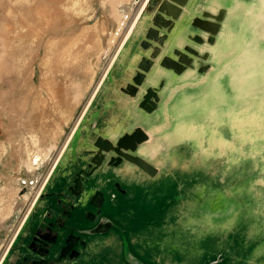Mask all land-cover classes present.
Instances as JSON below:
<instances>
[{"label":"rangeland","instance_id":"obj_1","mask_svg":"<svg viewBox=\"0 0 264 264\" xmlns=\"http://www.w3.org/2000/svg\"><path fill=\"white\" fill-rule=\"evenodd\" d=\"M144 1L0 0V261ZM243 6L230 11L209 101L180 105L199 109L204 136L143 145L161 172L135 175L144 186L118 209L128 222L85 264H264V0Z\"/></svg>","mask_w":264,"mask_h":264},{"label":"water","instance_id":"obj_2","mask_svg":"<svg viewBox=\"0 0 264 264\" xmlns=\"http://www.w3.org/2000/svg\"><path fill=\"white\" fill-rule=\"evenodd\" d=\"M250 1L253 0H148L114 57L115 67L108 82L97 89L82 122L96 103L93 120L82 133L80 123L66 157L75 159L85 147V140L91 155H95L92 162L97 168L112 166L117 157L127 160L133 188L144 186L135 181V175L156 179L161 168L142 154L143 145L154 140L155 128L168 119L171 99L203 100L206 93L202 87L214 82L215 51L230 11ZM224 92L226 99L234 103L225 86ZM114 103L119 105V113L103 115V109L109 110ZM101 118L104 124H97ZM76 137L80 141L73 145ZM77 184L82 189L80 180ZM221 259L218 256L211 264Z\"/></svg>","mask_w":264,"mask_h":264},{"label":"flooded vegetation","instance_id":"obj_3","mask_svg":"<svg viewBox=\"0 0 264 264\" xmlns=\"http://www.w3.org/2000/svg\"><path fill=\"white\" fill-rule=\"evenodd\" d=\"M118 106L114 103L109 110L103 109V115L119 113ZM72 139L73 135L55 157L32 206L14 229L0 264H85L95 260L103 239L120 230L122 215L128 218L123 225L128 222L131 211L118 213V209L121 205L127 209L133 198L130 163L117 157L112 166L97 168L85 140L77 157L69 159ZM79 141L76 137L73 145ZM38 157L34 165L42 161Z\"/></svg>","mask_w":264,"mask_h":264},{"label":"bare ground","instance_id":"obj_4","mask_svg":"<svg viewBox=\"0 0 264 264\" xmlns=\"http://www.w3.org/2000/svg\"><path fill=\"white\" fill-rule=\"evenodd\" d=\"M147 2H148V0L147 1L145 0V3L143 4L144 5L143 8H142V6H140L141 8H140L139 12L137 13L136 17H134L135 19L141 14V12L144 9V7L146 6ZM128 16L129 15H127L126 18L124 19V21H123L124 24H126V19ZM135 19L132 21V23L135 21ZM251 19H252V17H251ZM132 23H131V25H132ZM131 25L129 26L128 31L126 32L125 37L127 36ZM230 30H231V25L228 23L226 25V28H225V34L229 35L228 40L231 39V31ZM124 39L125 38H123V41H124ZM223 39H224L223 42L227 41V38H225L224 36H223ZM221 41L222 40H220V43H221ZM220 43H219V45H220ZM219 45L217 46L216 51H215V59H214V68L215 69H216L218 64H221V62L220 63H218V61L215 62L217 60L216 59V53H217V50L219 49ZM212 84L213 83L208 84L207 90L205 91L206 94H205L204 99L207 101H209V99H210L209 92H210V89L212 87ZM97 89H98V85H97L96 89L94 90V93L92 94V97L89 100V103L87 104L84 113H82V116L80 117L79 121L77 122L76 126L74 127L73 132L70 134L69 138H67V141L65 142L61 152L63 151L64 147L68 144L70 138L72 137V135L74 134V132L78 128V125H79L80 121L82 120V118L84 117V114L86 113ZM187 95H189V94L186 93V96ZM214 95H215V93H214ZM182 102L186 103V102H188V100L181 101V102H175V100H172V99L170 100V102L168 104V119L165 120L164 125H159L157 128H155V130L157 131V132L155 131L157 136L158 135L162 136L161 134H164V133L167 134L166 135L167 137H171V138L172 137H179V138L192 137V136H200V135L204 136V128H199L196 126V124L191 123L192 120H198L199 109H196L193 106H191V103L188 105L191 108H188V106H186V109H181L180 105ZM174 104H176V108H173ZM178 106H179V108H178ZM213 111L215 112L216 110L213 109ZM207 120L208 119L206 118L204 120V122ZM218 136H220V135H218ZM218 141L221 143V140H218ZM40 157L43 158V156H40ZM38 160H40V158L37 155L36 161H38Z\"/></svg>","mask_w":264,"mask_h":264},{"label":"crops","instance_id":"obj_5","mask_svg":"<svg viewBox=\"0 0 264 264\" xmlns=\"http://www.w3.org/2000/svg\"><path fill=\"white\" fill-rule=\"evenodd\" d=\"M125 40V39H124ZM124 42V41H123ZM123 42H121V45H119V47H118V49H120L121 47H122V44H123ZM116 56V54L115 55H113V57H112V61H111V63H110V67L108 68V70H107V72L105 73V76H104V78H102L101 80L102 81H100V83L98 84V88H99V86H101L102 84L103 85H105L107 82H108V80H109V78H110V75H111V71H112V69H114V67H115V65H113L114 64V61H115V57ZM110 72V73H109ZM111 84V83H110ZM202 89H204L205 91L207 90V85H205V86H203V88ZM94 98V97H93ZM173 108H176V104H174L173 105ZM178 108H179V106H178ZM88 110V109H87ZM87 112V111H86ZM86 114V113H85ZM84 118V117H83ZM83 118H82V120H83ZM82 120L80 121V123L82 122ZM161 118L158 120V123L160 124L161 123ZM80 123H79V125H80ZM78 125V126H79ZM159 126V125H158ZM157 126V127H158ZM156 127V128H157ZM156 131V130H155ZM157 132V131H156ZM157 135V134H156ZM162 136H160V135H158V137L161 139L163 136H165V135H167V134H161ZM168 138H171V137H168Z\"/></svg>","mask_w":264,"mask_h":264}]
</instances>
